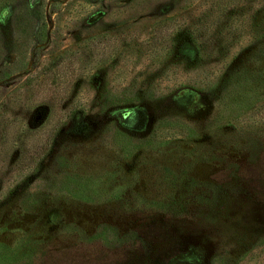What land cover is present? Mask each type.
<instances>
[{
    "label": "rangeland",
    "instance_id": "1",
    "mask_svg": "<svg viewBox=\"0 0 264 264\" xmlns=\"http://www.w3.org/2000/svg\"><path fill=\"white\" fill-rule=\"evenodd\" d=\"M208 1L0 0V264H264V23L154 32Z\"/></svg>",
    "mask_w": 264,
    "mask_h": 264
},
{
    "label": "trees",
    "instance_id": "2",
    "mask_svg": "<svg viewBox=\"0 0 264 264\" xmlns=\"http://www.w3.org/2000/svg\"><path fill=\"white\" fill-rule=\"evenodd\" d=\"M193 18H195L198 25L193 26L190 21H182L176 18H165L163 21L156 23L154 32L160 41L164 39L163 35L165 33L172 30H176V33L195 31L199 33V43L210 40L225 48L241 46L249 41V35L254 31L249 29L250 26L256 25L259 21L264 23V0H209L202 8L201 14ZM185 35L182 34L176 38V45L183 52L182 56L190 61L192 59V47L196 40L194 37ZM52 83L53 86H60V89L66 87V83L61 85L58 82ZM48 100L55 104L57 102L60 106L67 108L66 112H60L57 115V119L53 121L55 124L61 123L63 116L74 118L77 112L81 110L78 102L73 100L72 95L61 93ZM46 123L47 121H45L43 127ZM48 137L49 132H44L42 141H47Z\"/></svg>",
    "mask_w": 264,
    "mask_h": 264
}]
</instances>
